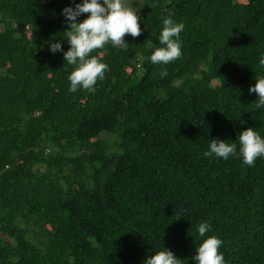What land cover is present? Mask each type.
<instances>
[{"label": "trees", "instance_id": "obj_1", "mask_svg": "<svg viewBox=\"0 0 264 264\" xmlns=\"http://www.w3.org/2000/svg\"><path fill=\"white\" fill-rule=\"evenodd\" d=\"M141 1V35L94 50L104 79L69 92L62 10L80 2L0 0V264H196L209 236L225 264H264V157L238 142L264 138V0ZM168 17L182 55L153 64ZM211 139L237 155H204Z\"/></svg>", "mask_w": 264, "mask_h": 264}, {"label": "clouds", "instance_id": "obj_2", "mask_svg": "<svg viewBox=\"0 0 264 264\" xmlns=\"http://www.w3.org/2000/svg\"><path fill=\"white\" fill-rule=\"evenodd\" d=\"M81 14L87 16L78 22L77 17ZM62 15L68 22L65 35L70 45L63 58L68 64L75 66L68 76L69 92H76L79 88L90 89L98 79H104L108 65L101 62L98 57L90 55L94 50L102 49L109 43L114 47H124L126 35L135 38L142 32L137 9L127 6L124 0H103L102 3L100 0H83L82 3H76L74 8L65 7ZM162 19L164 27L159 41L163 47L156 48L150 59L153 64L167 65L182 55L179 36L185 25L182 22L174 23L170 17ZM50 50L55 53L63 49L60 42H54L50 44ZM259 64L264 66V54L261 55ZM160 75L162 78L167 76V70L161 71ZM249 92L258 96L255 107L257 109L264 107V78H256V83L249 88ZM238 142L239 155L243 157L245 165L254 166L258 157H264V138L253 128L241 131ZM204 155L209 157L215 155L217 158L227 160L230 156L237 155V144L211 139L209 150ZM209 229L208 223L201 222L198 233L203 237ZM222 243L216 236H209L197 247L193 260L196 264H225L223 254L219 251ZM144 264H180V260L166 248L147 257Z\"/></svg>", "mask_w": 264, "mask_h": 264}, {"label": "rangeland", "instance_id": "obj_3", "mask_svg": "<svg viewBox=\"0 0 264 264\" xmlns=\"http://www.w3.org/2000/svg\"><path fill=\"white\" fill-rule=\"evenodd\" d=\"M80 3L83 2V0H78ZM100 2L102 3L103 0H100ZM124 3L127 6H132L134 9H137V12L142 13L144 8H143V3L141 0H124Z\"/></svg>", "mask_w": 264, "mask_h": 264}]
</instances>
